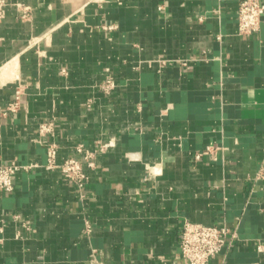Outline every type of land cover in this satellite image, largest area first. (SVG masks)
<instances>
[{"label":"crops","instance_id":"obj_1","mask_svg":"<svg viewBox=\"0 0 264 264\" xmlns=\"http://www.w3.org/2000/svg\"><path fill=\"white\" fill-rule=\"evenodd\" d=\"M9 3L0 164L34 166L0 188V264H185V221L236 230L209 264H264V15L243 35L239 0ZM48 143L110 146L79 190Z\"/></svg>","mask_w":264,"mask_h":264},{"label":"built area","instance_id":"obj_2","mask_svg":"<svg viewBox=\"0 0 264 264\" xmlns=\"http://www.w3.org/2000/svg\"><path fill=\"white\" fill-rule=\"evenodd\" d=\"M9 0H0V18L5 16ZM30 15L28 8H25L21 17L23 19ZM264 15V2L262 0H239L238 30L243 35H252L259 30L262 16ZM103 93L110 95L116 88L115 79L107 76L100 84ZM21 93L16 92L8 110L17 109ZM91 106V101L87 107ZM52 124H45L41 127V133L51 132ZM110 144L100 143L91 150L84 144L76 147L77 153L82 157L67 158L62 163L57 162L58 147L54 143L47 144V165L48 169H58L68 181L72 182L79 190H83L89 180V170L97 165V157L104 153ZM206 153H212L213 147H207ZM206 153H198L195 160H201ZM34 165H20L18 163L0 164V188L5 191L14 189L13 178L16 173L23 169H29ZM237 239L236 230L227 226H204L201 224L185 221L181 232L180 252L185 264H209L210 260L216 257L222 250Z\"/></svg>","mask_w":264,"mask_h":264}]
</instances>
